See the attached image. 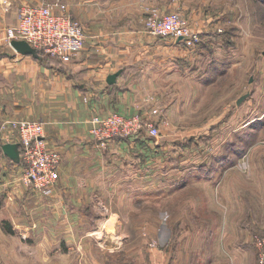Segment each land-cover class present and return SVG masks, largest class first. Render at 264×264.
I'll return each mask as SVG.
<instances>
[{
    "label": "crops",
    "instance_id": "0c3cea01",
    "mask_svg": "<svg viewBox=\"0 0 264 264\" xmlns=\"http://www.w3.org/2000/svg\"><path fill=\"white\" fill-rule=\"evenodd\" d=\"M54 1L0 0L3 144L18 143L12 122L42 121L48 146L62 156L55 193L46 197L23 183L22 161L12 160L0 146V264H75L76 254L86 257L92 248L100 254L105 250V260L110 254L122 257L125 250L138 252V235L114 234L108 239L104 228L132 225L129 220L135 223L142 198L145 203L161 193L164 200L210 181L203 176L187 178L186 172L181 178L175 169L166 167L162 142L147 131L100 145L89 131L90 119L115 112L150 113L158 102L172 121L175 133L171 135H175L194 122L191 117L195 116L189 114L196 115V111H187L183 99L201 97L203 90L219 80L220 76L212 73L216 68H227L222 71L225 78L234 67H221L215 62L211 64L214 69L200 72L202 61L209 58L202 53L203 47H211L217 36L209 20L216 13L194 8L199 0H63L84 26L86 43L82 52L66 63L18 53L7 34L17 25L19 8ZM145 2L203 19L201 37H205L190 48L173 38L151 35L143 22ZM117 72L116 82L108 83V77ZM160 178L155 186L154 181ZM178 204L179 209L187 211L196 201L184 196ZM193 218L188 220L190 225L200 223ZM210 223L204 224V219L201 222ZM44 226H50V232H44ZM207 236L213 244L214 239L223 237L216 231ZM175 239V245L163 252V264H188L204 255L200 244V249L192 247L196 236ZM108 241L113 244L106 245ZM91 242L97 247L89 246ZM118 242H126L121 253L120 245L114 244ZM153 256L152 252L146 257L153 261Z\"/></svg>",
    "mask_w": 264,
    "mask_h": 264
},
{
    "label": "rangeland",
    "instance_id": "374dc122",
    "mask_svg": "<svg viewBox=\"0 0 264 264\" xmlns=\"http://www.w3.org/2000/svg\"><path fill=\"white\" fill-rule=\"evenodd\" d=\"M197 2L194 8L216 13L209 20L217 36L211 47L202 49V53L209 58L202 61L200 72L208 73L214 69L211 64L215 62L221 67L234 65L233 69L230 67L228 75L222 78V71L227 68H216L217 72L212 73L218 74L219 80L203 90L201 97L183 99L189 107L187 111H196V115L189 114L195 116L191 117L194 122L177 130L175 135H171L175 133L171 129L172 121H168L158 102L152 105L150 113L145 112L144 115L137 112L132 115L139 114L146 122L159 128L158 136L149 135L162 142L166 167L175 169L181 178L186 172L187 178L203 176L210 183L204 187L198 184L179 194H171L164 200L161 193L155 200L145 203V198H142L138 208L139 218L133 220L135 223L127 220L132 225L115 228L108 225L104 228L105 234L110 236L108 239L114 234L138 235V252H122L126 242H118L114 244L120 245L122 257L110 254V258L105 260V250L100 254L92 248L86 257H77L76 254L75 264H163V252H168L175 245L176 237L187 235L196 236L192 247L200 249V244L204 253V257L194 258L188 264H264V0ZM150 10H155L159 16L178 14L185 25L200 33V38L205 37H201L203 19H193L186 16L184 11L165 10L154 3L145 2L142 6L143 22L151 35L147 27ZM85 43L86 33L81 52ZM41 55L54 58L49 54ZM161 180H155L154 185ZM184 196L196 201L195 205H189L187 211L179 209L178 203ZM213 204L215 207H212ZM178 212L182 214L178 215ZM193 216L200 221L195 226L188 223ZM203 219L204 224L212 223L203 225ZM221 219L224 221L221 222ZM50 228L44 226V232H50ZM213 231L223 235L220 238L222 242L214 239L213 244V239L207 236ZM108 244L113 243L108 241ZM88 245L97 247V243L93 242ZM152 252L153 261L146 257ZM229 253L234 257L230 258ZM124 254H127L126 257Z\"/></svg>",
    "mask_w": 264,
    "mask_h": 264
},
{
    "label": "built area",
    "instance_id": "2783aa9c",
    "mask_svg": "<svg viewBox=\"0 0 264 264\" xmlns=\"http://www.w3.org/2000/svg\"><path fill=\"white\" fill-rule=\"evenodd\" d=\"M147 27L158 37L173 38L187 47H196L200 33L194 32L175 13L159 16L148 11ZM12 39L25 40L39 54L70 61L81 52L85 30L82 22L70 12L63 0L41 5H22L18 10L16 27L7 34ZM90 133L99 143L107 145L118 137L138 136L147 131L152 136L160 134L159 128L146 122L141 115L110 113L96 115L90 121ZM12 128L20 145V160L24 165L22 181L44 196H52L59 180L61 153L48 146L45 140V124L42 121L20 120L12 122ZM0 136V144H3Z\"/></svg>",
    "mask_w": 264,
    "mask_h": 264
},
{
    "label": "water",
    "instance_id": "95a60500",
    "mask_svg": "<svg viewBox=\"0 0 264 264\" xmlns=\"http://www.w3.org/2000/svg\"><path fill=\"white\" fill-rule=\"evenodd\" d=\"M10 45L20 54L22 55H30L35 58L41 59L39 52L32 47L27 41L25 40H18L12 39L10 41ZM119 76L118 73H114L108 77V83L113 84L116 82L117 77ZM246 96L242 97L239 100V103L245 98ZM3 151L12 158V160L18 162L20 161V145L19 143H5L2 145Z\"/></svg>",
    "mask_w": 264,
    "mask_h": 264
},
{
    "label": "trees",
    "instance_id": "16d2710c",
    "mask_svg": "<svg viewBox=\"0 0 264 264\" xmlns=\"http://www.w3.org/2000/svg\"><path fill=\"white\" fill-rule=\"evenodd\" d=\"M40 56L43 58L44 56H42L41 54H40Z\"/></svg>",
    "mask_w": 264,
    "mask_h": 264
}]
</instances>
